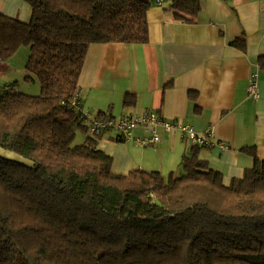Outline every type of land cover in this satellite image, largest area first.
<instances>
[{"label": "trees", "instance_id": "obj_1", "mask_svg": "<svg viewBox=\"0 0 264 264\" xmlns=\"http://www.w3.org/2000/svg\"><path fill=\"white\" fill-rule=\"evenodd\" d=\"M25 1L29 21L0 13V66L29 47L24 78L41 90L0 82V264H264V160L226 185L193 144L169 175L116 173L84 123L89 46L149 42L155 0ZM167 8L194 22L201 0Z\"/></svg>", "mask_w": 264, "mask_h": 264}, {"label": "crops", "instance_id": "obj_2", "mask_svg": "<svg viewBox=\"0 0 264 264\" xmlns=\"http://www.w3.org/2000/svg\"><path fill=\"white\" fill-rule=\"evenodd\" d=\"M169 3L149 9V42L89 46L79 76L83 110L113 117L151 110L199 133L212 130L213 144L199 157L229 185L256 159L264 160V0H201L194 22L177 19ZM0 13L29 21L31 7L25 0H0ZM242 37L244 49L235 43ZM9 61L1 64L0 78H10ZM253 73L257 98L248 91ZM128 94L135 103L126 106ZM160 131L155 145L117 140L108 132L98 147L113 157L116 173L143 168L169 175L193 144L177 130Z\"/></svg>", "mask_w": 264, "mask_h": 264}, {"label": "built area", "instance_id": "obj_3", "mask_svg": "<svg viewBox=\"0 0 264 264\" xmlns=\"http://www.w3.org/2000/svg\"><path fill=\"white\" fill-rule=\"evenodd\" d=\"M157 5H163L164 0H155ZM249 93L257 98L258 91V73H253L248 87ZM84 123L89 125L91 133H114L117 140L134 141L141 146L155 145L161 141V131L177 130L187 136L192 144L211 146L213 131L199 133L193 126L172 122L159 115V113L147 110L137 115L113 116H94L84 111Z\"/></svg>", "mask_w": 264, "mask_h": 264}, {"label": "rangeland", "instance_id": "obj_4", "mask_svg": "<svg viewBox=\"0 0 264 264\" xmlns=\"http://www.w3.org/2000/svg\"><path fill=\"white\" fill-rule=\"evenodd\" d=\"M29 47H22L16 54L14 57H12L9 61V64L11 66V72L9 73L10 78H3L1 77L0 80L1 81H6L8 79H13L14 80H18L19 81V86L18 89L22 92H27V93H31V94H39L40 90H41V85L40 83H38V81L36 82H29V81H25L24 78V73H25V63L27 62V59L29 57ZM17 70L19 72H17ZM9 72V71H6ZM0 81V82H1ZM85 139V133L83 131H79L77 138L75 140V143H81L83 140Z\"/></svg>", "mask_w": 264, "mask_h": 264}]
</instances>
